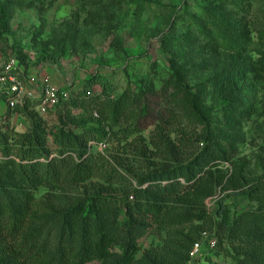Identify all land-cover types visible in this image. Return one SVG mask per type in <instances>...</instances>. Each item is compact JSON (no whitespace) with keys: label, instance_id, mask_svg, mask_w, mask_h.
Listing matches in <instances>:
<instances>
[{"label":"rangeland","instance_id":"1","mask_svg":"<svg viewBox=\"0 0 264 264\" xmlns=\"http://www.w3.org/2000/svg\"><path fill=\"white\" fill-rule=\"evenodd\" d=\"M262 56L264 0H0V71L14 57L25 85H31L28 78L36 81L34 90L42 73L88 90L85 106L71 108L72 120L101 131L131 126L147 113L143 130L127 141H90L108 161L106 174L118 173L108 182L101 171L93 181L115 192L166 162L154 147L158 142L191 152L196 140L211 139L227 150L224 168L264 178ZM231 63L241 78L226 93L218 81ZM0 105V124L27 127L16 113L5 117L11 108L1 89ZM62 112L43 118L55 125ZM47 191L36 192L40 211ZM222 195L206 200L212 230L223 217ZM223 204L227 219L253 205L242 194ZM231 263L219 248L201 262Z\"/></svg>","mask_w":264,"mask_h":264},{"label":"trees","instance_id":"2","mask_svg":"<svg viewBox=\"0 0 264 264\" xmlns=\"http://www.w3.org/2000/svg\"><path fill=\"white\" fill-rule=\"evenodd\" d=\"M260 64L264 70V56ZM237 67H223L222 92L231 93L241 78ZM88 93L72 86L55 108L63 111L55 125L38 114L35 99L5 115L24 117V130L0 124V264H184L203 231L217 239L213 250L230 255L231 264H264V178L236 166L227 170V150L200 139L191 152L154 143L166 162L131 182L133 187L105 189L93 177L105 171L111 182L118 173L106 174L108 161L90 141H127L143 130L140 119L147 113L111 132L79 124L70 111L85 106ZM40 187L48 189L39 198L45 199L42 211L36 204ZM218 191L223 217L212 230L206 200ZM238 194L253 205L227 219L223 199Z\"/></svg>","mask_w":264,"mask_h":264},{"label":"built area","instance_id":"3","mask_svg":"<svg viewBox=\"0 0 264 264\" xmlns=\"http://www.w3.org/2000/svg\"><path fill=\"white\" fill-rule=\"evenodd\" d=\"M17 65V60L14 57L10 58L0 71V89L4 91L9 108L22 104L26 99H35L37 100L36 111L40 116L46 117L61 101L70 96L72 87L57 85L48 73L40 75L37 90L31 86L36 82L33 78H28L31 85L26 86L24 79L17 72ZM216 243V238L210 232L203 231L200 238L191 245L184 264H201L202 260L215 248Z\"/></svg>","mask_w":264,"mask_h":264},{"label":"crops","instance_id":"4","mask_svg":"<svg viewBox=\"0 0 264 264\" xmlns=\"http://www.w3.org/2000/svg\"><path fill=\"white\" fill-rule=\"evenodd\" d=\"M50 76H51V79H52V81H53L54 83H56V84L59 83V84H57V85L63 86V84H62L61 82H58V80H55V81H54V78L52 77V75H50ZM56 81H57V82H56ZM73 87H74V85H73ZM2 108H3L2 105H0V110H2ZM0 113H2V112L0 111ZM50 114H52V113H50ZM50 114H49V115H50Z\"/></svg>","mask_w":264,"mask_h":264}]
</instances>
